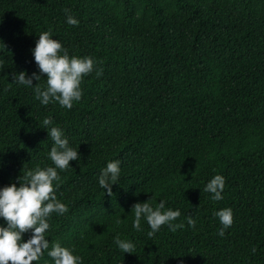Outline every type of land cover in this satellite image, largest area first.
<instances>
[{
	"label": "trees",
	"instance_id": "1",
	"mask_svg": "<svg viewBox=\"0 0 264 264\" xmlns=\"http://www.w3.org/2000/svg\"><path fill=\"white\" fill-rule=\"evenodd\" d=\"M45 30L70 56L97 62L71 109L9 84L38 71L31 49ZM0 41V186L23 166L52 164L45 116L80 154L59 172L68 210L52 214L50 242L83 264H264V0H0ZM113 159L121 174L109 196L97 177ZM217 173L225 188L213 201L203 187ZM151 197L180 208L185 227L149 238L142 221L136 231L132 206ZM224 207L233 224L220 236L214 212ZM116 234L133 240L132 254Z\"/></svg>",
	"mask_w": 264,
	"mask_h": 264
},
{
	"label": "clouds",
	"instance_id": "2",
	"mask_svg": "<svg viewBox=\"0 0 264 264\" xmlns=\"http://www.w3.org/2000/svg\"><path fill=\"white\" fill-rule=\"evenodd\" d=\"M64 12L68 25L79 24V20L68 9H64ZM0 50L5 51L2 41ZM31 54L38 71L31 74L26 70L14 72L12 83L9 84L32 88L34 98L41 105L58 103L62 108L71 109L74 102L82 98L83 78L93 72L97 62L91 56H70L50 30L39 33ZM4 63L0 59V67ZM34 80L37 81L35 86ZM40 81H44L43 85ZM41 124L52 141L47 153L52 164L34 168L23 166L22 174L16 177L15 182L0 186V264H33L45 253L51 258V264H83V257L73 247L64 246L59 241L50 242L47 238L52 214L63 215L68 210L67 204L57 197L56 188L61 180L59 172L72 168L70 161L79 163L78 147L70 144L64 129L55 125L51 116H45ZM121 163L120 159L108 160L100 169L97 182L104 194L112 195V186L118 184L120 178ZM224 188L225 178L217 173L207 180L203 191L211 194V200L219 201L223 199ZM152 200L153 197L132 206V227L136 231H143L142 221L148 225L146 235L149 238L159 232L162 226L173 232L185 227L184 223L176 222L181 216L180 208L165 207L164 199L150 203ZM214 216L221 225L217 234L223 236L225 229L233 224V210L231 207L220 208L214 212ZM185 219L188 226L194 225L192 216H186ZM25 233H30L27 239L23 238ZM113 242L123 253L132 254L136 248L133 240L122 239L119 234L113 237ZM255 250L252 249L253 252Z\"/></svg>",
	"mask_w": 264,
	"mask_h": 264
}]
</instances>
